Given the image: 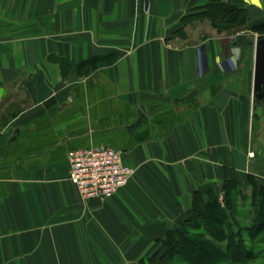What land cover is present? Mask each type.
Instances as JSON below:
<instances>
[{
    "label": "crops",
    "instance_id": "crops-1",
    "mask_svg": "<svg viewBox=\"0 0 264 264\" xmlns=\"http://www.w3.org/2000/svg\"><path fill=\"white\" fill-rule=\"evenodd\" d=\"M221 1L264 17V0ZM210 3L0 0V264H170L167 231L225 168L245 191L248 174L264 182L251 89L222 66L240 58L217 53L226 27L182 21ZM99 145L133 173L84 199L67 153Z\"/></svg>",
    "mask_w": 264,
    "mask_h": 264
},
{
    "label": "trees",
    "instance_id": "trees-1",
    "mask_svg": "<svg viewBox=\"0 0 264 264\" xmlns=\"http://www.w3.org/2000/svg\"><path fill=\"white\" fill-rule=\"evenodd\" d=\"M246 15L245 8L227 6L221 0H211L200 11L184 16L182 21L185 24L193 19H208L213 25L226 27L244 24ZM263 27L264 22L252 24L249 28L261 30ZM246 179L252 188L255 213L253 231L251 227L241 226L234 214L236 197L240 193L237 191L239 182L235 170L225 168V178L220 189L222 200L209 196L208 201L202 203L199 198L201 202L200 205L195 203L194 214L167 231L164 256L169 260L178 256L184 264H249L255 260L258 254L246 246L244 236L254 239L264 229V182L252 174H248ZM194 198L198 196L195 194ZM258 264H264V260Z\"/></svg>",
    "mask_w": 264,
    "mask_h": 264
},
{
    "label": "rangeland",
    "instance_id": "rangeland-1",
    "mask_svg": "<svg viewBox=\"0 0 264 264\" xmlns=\"http://www.w3.org/2000/svg\"><path fill=\"white\" fill-rule=\"evenodd\" d=\"M245 17V16H244ZM264 18V17H263ZM255 19V21L249 17L247 12L246 21L244 24L239 25H226V34H227V42H223L224 44L221 47H218L219 52H217V46L214 47V51L221 55H226L233 60L238 55L240 58V63L234 64L229 61H224L222 66L224 71L230 70L236 73L235 80L233 81V86H237L238 88L247 87L248 92L252 88V73H253V42L257 35L264 33V27L261 30H252V24H258L264 22V19ZM194 20V19H193ZM232 41H235L238 44V47H232ZM249 44V45H248ZM212 50V49H211ZM201 55V59L209 55L210 51L206 47H202V50L199 52ZM215 53V52H212ZM243 57V58H242ZM203 60V59H202ZM231 61V60H230ZM229 62V63H228ZM230 66H233L232 68ZM240 76V79L237 78ZM237 79L239 82H237ZM246 81V84L244 82ZM231 85V84H230ZM251 92V91H250ZM251 104V100H250ZM254 112V111H253ZM252 108L250 105V112H249V129L252 133L253 139L260 144L259 149V162L260 160L264 159V107L255 109V113L258 117H253ZM248 183V182H247ZM247 191L243 190L241 187L237 188V191L240 192L236 197V210L235 213L237 220L241 226L250 228L253 231L254 221V208L252 205V195H251V186ZM218 200H222L221 193L217 196ZM235 220V217L234 219ZM236 229V228H235ZM228 231V230H227ZM244 239L246 240V246L251 249L253 253H257L258 257L255 260H251L249 264H258L264 260V255L262 256V251L264 252V229L256 236L254 239H248L245 235ZM260 254V255H259ZM170 264H184L180 257L176 256L175 259L170 260ZM248 264V263H247Z\"/></svg>",
    "mask_w": 264,
    "mask_h": 264
},
{
    "label": "built area",
    "instance_id": "built-area-1",
    "mask_svg": "<svg viewBox=\"0 0 264 264\" xmlns=\"http://www.w3.org/2000/svg\"><path fill=\"white\" fill-rule=\"evenodd\" d=\"M67 162L68 179L84 199L113 196L133 173L120 150L103 145L69 150Z\"/></svg>",
    "mask_w": 264,
    "mask_h": 264
},
{
    "label": "water",
    "instance_id": "water-1",
    "mask_svg": "<svg viewBox=\"0 0 264 264\" xmlns=\"http://www.w3.org/2000/svg\"><path fill=\"white\" fill-rule=\"evenodd\" d=\"M253 44V75L251 88L252 118L258 117L255 109L264 107V33L257 35ZM257 149V144H254Z\"/></svg>",
    "mask_w": 264,
    "mask_h": 264
}]
</instances>
